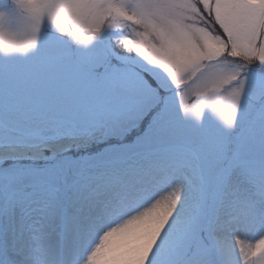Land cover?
<instances>
[{
    "label": "snow or ice",
    "instance_id": "obj_1",
    "mask_svg": "<svg viewBox=\"0 0 264 264\" xmlns=\"http://www.w3.org/2000/svg\"><path fill=\"white\" fill-rule=\"evenodd\" d=\"M0 264H264V0H0Z\"/></svg>",
    "mask_w": 264,
    "mask_h": 264
}]
</instances>
